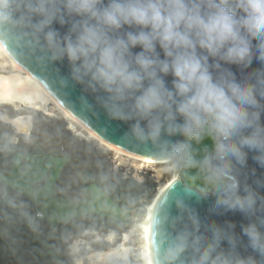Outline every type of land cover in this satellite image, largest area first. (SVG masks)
Returning <instances> with one entry per match:
<instances>
[{"label":"clouds","instance_id":"1","mask_svg":"<svg viewBox=\"0 0 264 264\" xmlns=\"http://www.w3.org/2000/svg\"><path fill=\"white\" fill-rule=\"evenodd\" d=\"M55 23L67 25V32L61 35ZM125 27L138 30L118 34ZM0 38L53 62L67 58L72 78L106 93L114 118L135 119L133 136L151 141L171 171L191 164L189 146L162 136L207 133L213 150L202 171L217 191V206L250 217L243 233L256 256L233 255L234 234L212 226L194 264H260L264 196L247 184L241 191L237 166L253 152L264 167V70L237 80L222 65L264 64V0H0ZM169 75L171 88L164 79ZM176 204L183 210L181 199ZM167 220L165 214L154 223ZM225 239L228 251L221 249ZM186 247L187 236H177L165 260L171 264Z\"/></svg>","mask_w":264,"mask_h":264},{"label":"rangeland","instance_id":"2","mask_svg":"<svg viewBox=\"0 0 264 264\" xmlns=\"http://www.w3.org/2000/svg\"><path fill=\"white\" fill-rule=\"evenodd\" d=\"M7 59L2 53L0 65L5 68L0 69V73L11 75L14 71ZM15 90L16 94L27 95L28 102L38 109L30 108L32 105L28 102L10 101L0 105V143L18 145L23 151L15 156L11 175L0 177V182L31 199L51 225L89 215H100L125 225L131 222L130 229L121 234L120 240L112 233L102 236L85 232L69 247L75 264H106L115 258H130L134 264H147L143 259L146 239L142 227L159 189L175 174L181 175L188 186L204 189L201 192L215 189L201 168L203 158L213 150V141L207 133L198 138L183 137L179 144L189 146L191 164L171 171L170 162L151 164L130 160L109 151L97 140L89 139L90 135L78 125H72L53 103L45 106L33 85L21 81ZM29 149L40 150L46 155H26ZM86 173H91V181L101 182L104 187L122 178L136 183H155L156 192L148 194L149 199L143 201L144 207L140 210H122L96 184L81 189L83 180L88 181ZM57 186L61 195L57 193ZM101 240L119 243L109 251L95 252L91 244ZM0 264L55 262L46 254L39 262L35 261L29 249L12 241L0 226Z\"/></svg>","mask_w":264,"mask_h":264},{"label":"water","instance_id":"3","mask_svg":"<svg viewBox=\"0 0 264 264\" xmlns=\"http://www.w3.org/2000/svg\"><path fill=\"white\" fill-rule=\"evenodd\" d=\"M53 28L58 30L61 35L68 30L67 25L62 27L58 23L53 24ZM137 30L125 27L118 34L122 35L125 31ZM0 40L16 60L28 68L64 106L98 135L133 155L150 160L165 159L160 156V150L151 141L142 142L133 136L131 129L137 122L135 119L122 120L114 118L110 114L105 107L106 93L99 88L93 90L87 83H79L72 78L71 65L67 58L53 62L46 57L42 58L39 51L33 52L11 38H0ZM133 51L139 52L140 48L133 49ZM157 51L160 50L157 49ZM161 58H163L162 52ZM222 67L235 73L237 80L253 79L257 70H264V64L255 59L247 67L227 64L222 65ZM164 79L167 86L171 88L173 78L169 75ZM129 103L131 102L129 101ZM261 120L264 122V113L261 115ZM140 124L141 127H145L146 122L140 121ZM183 137L184 135L180 134L164 135L162 139L173 144H179ZM254 155L255 153L248 152L246 165L244 167L237 166V177L241 191L247 184L261 196H264V186H260L264 185V167H261L253 159ZM179 176V180L168 188L155 214L154 221L165 214L168 216V220L163 225L153 223L152 243L157 264H169L165 260V250L168 248L169 241L179 235L187 236V247L171 264H194L204 244L211 239L212 226L223 229L226 234H234L233 255L256 256V253L248 246V237L243 233V226L249 223L250 217L239 210L217 206L216 189L210 192H201L185 184L182 176ZM258 182H260L259 185ZM177 199L182 200L183 210L177 206ZM194 220L198 222L199 227L193 222ZM230 225H234V228ZM197 238L200 240L199 244ZM162 239L164 240L163 243H161ZM221 249L224 251L230 249L226 239L222 242ZM257 258L260 264H264V258Z\"/></svg>","mask_w":264,"mask_h":264},{"label":"trees","instance_id":"4","mask_svg":"<svg viewBox=\"0 0 264 264\" xmlns=\"http://www.w3.org/2000/svg\"><path fill=\"white\" fill-rule=\"evenodd\" d=\"M20 152L23 151L18 145L0 143V177L11 175L15 156ZM25 154L46 155L40 150L32 149L25 151ZM182 166L179 169H182ZM182 175L184 176L183 173ZM86 176L88 181L83 180L82 190L96 184L112 203L122 210H140L144 207L143 201L149 199L148 194L156 192L155 183H136L120 178L111 186L104 187L101 182L90 180L91 173H86ZM57 193L61 195L58 186ZM38 212L41 211L31 199L0 182V226L12 241L27 247L37 262L41 260L43 254H46L55 264H75L69 254V247L73 241L81 239L85 232H96L102 236L112 233L120 240L121 234L127 233L131 225L130 221L125 225L100 215L84 216L51 225L45 218H37ZM116 243L119 242L109 243L101 240L91 245L95 252H100L109 251L116 247ZM84 253L85 256L88 255ZM106 264H134V260L115 258Z\"/></svg>","mask_w":264,"mask_h":264},{"label":"bare ground","instance_id":"5","mask_svg":"<svg viewBox=\"0 0 264 264\" xmlns=\"http://www.w3.org/2000/svg\"><path fill=\"white\" fill-rule=\"evenodd\" d=\"M2 53L5 55V57L8 58L7 60H9V62L12 64L14 73L11 75H4L3 73H0V105H6L10 101L20 104H23L25 102L27 103L28 100H30L27 95L24 94V96H22L20 94L15 93L16 91L15 87L17 84H20L21 81L27 82L28 85L30 84L35 87V90L40 95L45 106L52 105L53 103L56 107H58L59 111H62L66 115V117L71 121L72 125H78L84 132L90 135L89 139L92 138L97 140L98 142H100V144L105 146L109 151H113L120 156L142 163L143 162L151 163V164L168 163L166 159L150 160L133 155L122 149L120 146L107 141L102 136L98 135L95 131H93L90 127H88L66 106H64V104H62L28 68L22 65L18 60H16L10 54V52L6 49V47L3 45V43L0 40V57ZM4 68H5L4 66L0 65V69H4ZM29 104L32 105L30 106V108L38 109L33 103L30 102ZM179 178L180 176L178 174H175L168 181V183L165 184V186L159 189L158 194L155 197V200L150 205L149 214L147 215L148 216L147 220L142 227L144 229V234L146 239L145 249L143 252V259L146 261L147 264H157L152 241H153V223L158 205L160 204L161 200L166 194L168 188L173 183L177 182Z\"/></svg>","mask_w":264,"mask_h":264},{"label":"built area","instance_id":"6","mask_svg":"<svg viewBox=\"0 0 264 264\" xmlns=\"http://www.w3.org/2000/svg\"><path fill=\"white\" fill-rule=\"evenodd\" d=\"M37 218L43 219V218H45V216H44V214L42 212H38L37 213Z\"/></svg>","mask_w":264,"mask_h":264}]
</instances>
